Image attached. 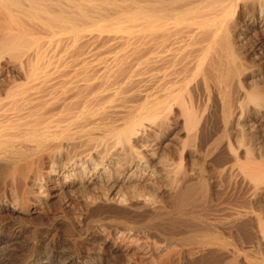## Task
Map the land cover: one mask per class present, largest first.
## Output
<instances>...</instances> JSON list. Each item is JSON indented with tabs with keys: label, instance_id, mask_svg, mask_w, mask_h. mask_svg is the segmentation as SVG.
<instances>
[{
	"label": "bare ground",
	"instance_id": "1",
	"mask_svg": "<svg viewBox=\"0 0 264 264\" xmlns=\"http://www.w3.org/2000/svg\"><path fill=\"white\" fill-rule=\"evenodd\" d=\"M0 264H264V0H0Z\"/></svg>",
	"mask_w": 264,
	"mask_h": 264
},
{
	"label": "rangeland",
	"instance_id": "2",
	"mask_svg": "<svg viewBox=\"0 0 264 264\" xmlns=\"http://www.w3.org/2000/svg\"><path fill=\"white\" fill-rule=\"evenodd\" d=\"M207 116L209 117V120H212L213 123H215L217 120H219V106L218 104L211 105L208 110L206 111ZM198 165L192 166V172H191V182H196L198 179Z\"/></svg>",
	"mask_w": 264,
	"mask_h": 264
}]
</instances>
